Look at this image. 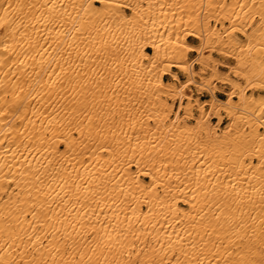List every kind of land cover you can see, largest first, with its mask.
<instances>
[{
  "label": "bare ground",
  "instance_id": "obj_1",
  "mask_svg": "<svg viewBox=\"0 0 264 264\" xmlns=\"http://www.w3.org/2000/svg\"><path fill=\"white\" fill-rule=\"evenodd\" d=\"M263 54L264 0H0V264H264Z\"/></svg>",
  "mask_w": 264,
  "mask_h": 264
},
{
  "label": "rangeland",
  "instance_id": "obj_2",
  "mask_svg": "<svg viewBox=\"0 0 264 264\" xmlns=\"http://www.w3.org/2000/svg\"><path fill=\"white\" fill-rule=\"evenodd\" d=\"M256 1L258 3V1H260V0H256ZM124 8H125V10L127 12H129V8H127V7H124ZM255 16H258V15L255 14ZM211 22H212V26H214L216 24V22L214 21V19H211ZM226 24H229V22L226 21ZM219 25L220 24L218 23L217 26L219 27ZM221 30H222L221 32H223V29H221ZM250 30H252V26H248V28H246V31H250ZM235 34L238 35L242 39V41L245 39V36H244L245 34H242L240 32H237ZM187 39L190 42H193V43H196L197 42V40L195 38L191 37V36H190V38H187ZM255 40H258L257 43H259V37H255ZM194 54L195 53L193 51H189V53H188V59L189 58L191 59L194 56ZM210 55H211V59L209 60V64L207 66L205 64H202L201 62L194 64L195 69L197 70V72L200 75V76H196L197 80H201V77H209L210 76V72H211L209 66L211 67L213 64L217 63L219 59L220 60H223L224 59V61L229 62L230 64L235 65L236 60L234 58L226 55V54L221 53L219 50H217V47L216 46L212 48V50L210 52ZM262 56L264 57V54ZM219 67L222 68V69H227L230 76H232L233 78H235L238 81L242 82L243 84H246V80L244 78H241L239 76H233V69L230 70L229 68L223 67V66H219ZM172 69L175 70V71H177L178 74L179 73L181 74L179 76L180 81H183L186 78V74L184 72L180 71L178 68L172 67ZM168 75H169V77H168L167 80L173 79L170 74H168ZM180 83L181 82L178 81V84H180ZM251 83H250V85L247 84V86H245V89H246V92L247 93L253 92L255 95H258L259 93H264V90L260 86H258L256 84L257 83L256 80H252ZM216 90L223 91L224 93H227L228 91L229 92L232 91L233 94H234V98H238L237 95H236V93H235L236 90L232 87L231 84H226V83L225 84L224 83L221 84L220 82H216ZM204 91L207 92L208 93V96H209V90H208V88H206V87L204 88L203 86L200 87L197 84H193L192 85V91H191L192 97H193L192 98V101L194 102L197 98L200 99V100L205 99V98H208V96L205 97V98H203V97L201 98L200 97V93L201 92H204ZM224 97H220V98H224ZM179 101L185 103V100H183L182 98L181 99L180 98H176L175 99V102H174V105H178L179 104ZM193 106H194L192 108L193 113L196 114L198 112V110L196 108L197 106L196 107H195V105H193ZM206 106L207 105H205V107ZM220 112H221L220 113L221 120H220V123H219V127H222L226 123V121L228 120V114L223 109H221ZM211 116H213L212 113L210 114V117H209L210 120L212 121ZM215 117H216V121H217V116H215ZM189 120H191V119H189ZM242 121H244V123L241 122L237 126H242L243 125V128H245V130H248L249 129V126L247 125V122H245V116L242 117ZM254 124L258 125L259 130H263L264 129V125L261 123V121L255 120ZM219 127H218V130H221ZM246 160H248V157H246ZM253 160H257L256 157H253ZM252 182H250V183H252ZM236 184H237L236 179L228 182V185L231 186L232 188H235L236 187ZM184 206L185 207H188V204H185Z\"/></svg>",
  "mask_w": 264,
  "mask_h": 264
},
{
  "label": "crops",
  "instance_id": "obj_3",
  "mask_svg": "<svg viewBox=\"0 0 264 264\" xmlns=\"http://www.w3.org/2000/svg\"><path fill=\"white\" fill-rule=\"evenodd\" d=\"M191 37H193V36H191ZM187 38H190V36H188ZM194 38V37H193ZM146 50H150L149 48H147L146 47ZM181 74L179 73V76H180ZM168 77H169V75L168 74H165L164 76H163V78L165 79V80H167L168 79ZM215 93L219 96V97H224L226 94L223 92V91H220V90H216L215 91ZM208 96V93L207 92H202V93H200V97L202 98H205V97H207Z\"/></svg>",
  "mask_w": 264,
  "mask_h": 264
},
{
  "label": "built area",
  "instance_id": "obj_4",
  "mask_svg": "<svg viewBox=\"0 0 264 264\" xmlns=\"http://www.w3.org/2000/svg\"><path fill=\"white\" fill-rule=\"evenodd\" d=\"M201 93H202V92H201ZM211 119L213 120V119H214V117L212 116V117H211Z\"/></svg>",
  "mask_w": 264,
  "mask_h": 264
}]
</instances>
